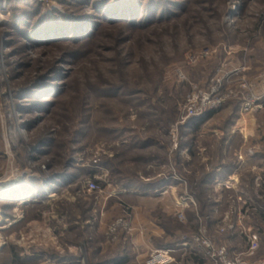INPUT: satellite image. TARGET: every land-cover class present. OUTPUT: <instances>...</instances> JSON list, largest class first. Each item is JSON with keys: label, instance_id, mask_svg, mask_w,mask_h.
I'll list each match as a JSON object with an SVG mask.
<instances>
[{"label": "rangeland", "instance_id": "obj_1", "mask_svg": "<svg viewBox=\"0 0 264 264\" xmlns=\"http://www.w3.org/2000/svg\"><path fill=\"white\" fill-rule=\"evenodd\" d=\"M262 71L264 0H0V264H116L138 188L170 183L164 223L188 239L171 264H211L191 241L202 226L233 252L262 230L264 255V186L211 184L239 153L264 157V104L241 109ZM216 87L225 103L184 120L188 97Z\"/></svg>", "mask_w": 264, "mask_h": 264}, {"label": "crops", "instance_id": "obj_2", "mask_svg": "<svg viewBox=\"0 0 264 264\" xmlns=\"http://www.w3.org/2000/svg\"><path fill=\"white\" fill-rule=\"evenodd\" d=\"M240 122H243L242 127L244 126L245 130L248 131L246 121L239 119ZM237 127L241 128L238 125ZM236 157L238 158H233V161H231V168L226 170L227 173L222 175L216 172L213 175V178L217 180L212 181L211 184L216 183L218 186L220 185V188H224V186L228 187V190L232 189V192L235 194L246 193L248 182L245 181V177L247 173H250L252 177L249 181L252 189L258 190L259 186H264V157L255 158L248 155L245 157L241 153ZM155 165L157 164L151 162L145 164L147 168L156 170ZM175 187L174 183L166 186L162 185L159 189H156L157 193L150 197L145 195L148 194L146 190L138 188V217L134 218L135 230L132 233L131 239L123 241L121 244L125 245L123 248L125 251H122L120 254V256H126L124 264L137 263L138 260L146 261L151 251L170 250L173 248L175 241L182 239L181 242L183 243L187 239V237L178 238V231L169 229L164 223V218L172 220V216H174L175 207L173 200L176 196L174 194L176 192ZM119 193H122V191H119ZM214 209L217 211L219 205H214Z\"/></svg>", "mask_w": 264, "mask_h": 264}, {"label": "built area", "instance_id": "obj_3", "mask_svg": "<svg viewBox=\"0 0 264 264\" xmlns=\"http://www.w3.org/2000/svg\"><path fill=\"white\" fill-rule=\"evenodd\" d=\"M211 53L210 49H203L195 56H189V60L194 62L197 58L207 57ZM220 81V80H219ZM258 84L260 92L253 90V84L250 81H244L241 84L243 88V97L241 102V109L243 112L252 111L254 108H258L264 104V71H262L258 77ZM218 88H214L210 92H203L202 90L195 91L188 99L185 106L184 120L187 118L202 115L207 110L218 108L223 105L228 98V94H216ZM175 131H173V135ZM91 188L95 187L92 183ZM241 200V198L239 199ZM191 203L195 206L196 202L191 199ZM186 205H188L186 203ZM180 219H184L185 215L182 210L178 211ZM125 223H122L120 219L110 227L111 234H114L116 230ZM243 233L246 238V246L239 252H233L230 246L222 241L214 240L207 234V229L202 226L198 229V232L192 236L191 241L198 245L199 251L204 257L211 262V264H264V255L258 256L257 251L260 246V234L259 229L248 228L243 229ZM188 239L183 241V245L187 246ZM171 250H154L151 251L148 258V264H171L175 263V257L170 253Z\"/></svg>", "mask_w": 264, "mask_h": 264}, {"label": "trees", "instance_id": "obj_4", "mask_svg": "<svg viewBox=\"0 0 264 264\" xmlns=\"http://www.w3.org/2000/svg\"><path fill=\"white\" fill-rule=\"evenodd\" d=\"M210 177V176H209ZM212 177V176H211ZM207 178V177H206ZM204 179L203 181H202V185H203V187L204 186H206L207 185V181L209 180L208 178L207 179ZM211 179V178H210ZM207 187V186H206ZM236 195H238V194H236ZM259 202V201H258ZM199 213H201L202 212V210L205 208V206L203 205V206H201V201H199ZM260 203H262L261 205H260ZM210 204V203H209ZM213 203H211L210 204V207H211V205H212ZM249 204H250V206H253V205H251V203L249 202ZM259 206H260V210H261V212L260 211H255V210H251V214L253 215V216H255V215H257V217L258 218H261V220L262 221H264V201L263 202H259V204H258ZM210 210H215L214 209V206L212 207V208H210ZM253 211V212H252ZM202 215H204V214H202ZM262 231V230H261ZM261 231H259V234H260V237H261ZM113 262H115L116 264H124L125 262H126V256H119V257H117V258H115V259H113Z\"/></svg>", "mask_w": 264, "mask_h": 264}, {"label": "bare ground", "instance_id": "obj_5", "mask_svg": "<svg viewBox=\"0 0 264 264\" xmlns=\"http://www.w3.org/2000/svg\"><path fill=\"white\" fill-rule=\"evenodd\" d=\"M246 131V130H245ZM13 195V194H12Z\"/></svg>", "mask_w": 264, "mask_h": 264}]
</instances>
